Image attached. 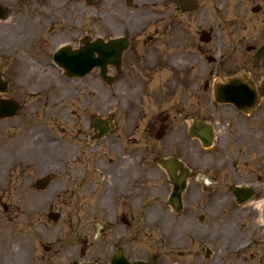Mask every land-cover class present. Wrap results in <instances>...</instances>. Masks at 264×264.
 Listing matches in <instances>:
<instances>
[{
  "label": "flooded vegetation",
  "instance_id": "flooded-vegetation-1",
  "mask_svg": "<svg viewBox=\"0 0 264 264\" xmlns=\"http://www.w3.org/2000/svg\"><path fill=\"white\" fill-rule=\"evenodd\" d=\"M183 1L0 0V185L68 226L21 264H264V0L225 33Z\"/></svg>",
  "mask_w": 264,
  "mask_h": 264
},
{
  "label": "rangeland",
  "instance_id": "rangeland-1",
  "mask_svg": "<svg viewBox=\"0 0 264 264\" xmlns=\"http://www.w3.org/2000/svg\"><path fill=\"white\" fill-rule=\"evenodd\" d=\"M240 1L241 0H205L201 9L190 15V27H196L198 19L204 16V12L202 11L203 7L208 9L209 18L216 23L218 28L224 30V33L227 32L228 29L238 26V24L242 26L245 19L244 15L238 12ZM244 1L245 6L248 8L251 2L248 0ZM214 4L217 5V12L214 7L210 9V6ZM172 7L173 4H171V8ZM253 21L254 23H258L259 19H254ZM35 177L37 176L33 174L30 178L23 180L12 176L5 180L2 186L0 185V192H3L1 201H4L8 206L6 211L0 206V239L3 238L1 240L2 244L0 243V252L3 253L4 264H21L22 258L26 255V251L23 250L24 247L22 245L24 243H26L29 250L31 249L33 251V255H26L31 261L33 256L38 258L43 254V243L51 245L54 243L53 252L56 256H60L59 253L62 250L61 248L65 246V243L68 241V226L64 217L57 222L52 221L47 217L48 207H43L42 209L32 212L28 211L29 205H33L37 201L41 200L42 203L43 201L49 202L50 200V195L47 193L38 194L31 189L29 182H32L33 180L31 179ZM33 195L36 196L35 201H32ZM35 225L37 228H35ZM55 229L62 231L59 236L53 235ZM40 230L41 232L39 235L38 233ZM47 232L48 235H46ZM147 232L148 229L138 226L136 249L139 256L145 255L148 251H151L148 247L149 239L147 238ZM159 234V230L154 231L155 236H159ZM168 234L178 238L180 236V229L177 227L170 228ZM54 239H57V242H55ZM173 250H177L176 246L163 249V251L167 253ZM170 257H172V255ZM33 261L32 259V263Z\"/></svg>",
  "mask_w": 264,
  "mask_h": 264
},
{
  "label": "water",
  "instance_id": "water-1",
  "mask_svg": "<svg viewBox=\"0 0 264 264\" xmlns=\"http://www.w3.org/2000/svg\"><path fill=\"white\" fill-rule=\"evenodd\" d=\"M180 5H181V2H180ZM182 6H183V8L185 9V10H188V9H196L197 8V5H195L194 3H191V2H189V0H184L183 2H182ZM230 83L232 84H236L237 83V78H234V79H231L230 80ZM237 90H240V89H237ZM237 90H236V88H233V89H227V91H233V92H237ZM228 100H238V98L236 97V96H234V97H230ZM173 177V176H172ZM175 191H174V193H173V195H172V197H171V204H173V206H175L176 207V201H177V198H178V196H179V194H180V191H181V187L183 188V186L184 185H181L180 186V183H179V180H177L175 183ZM114 264V263H113ZM134 264H142V262L141 261H139V262H136V263H134Z\"/></svg>",
  "mask_w": 264,
  "mask_h": 264
}]
</instances>
